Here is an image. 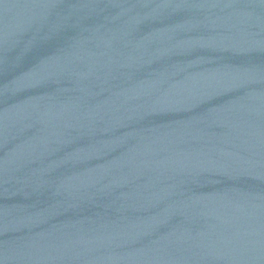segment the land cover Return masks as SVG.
I'll return each instance as SVG.
<instances>
[{"label":"water","instance_id":"obj_1","mask_svg":"<svg viewBox=\"0 0 264 264\" xmlns=\"http://www.w3.org/2000/svg\"><path fill=\"white\" fill-rule=\"evenodd\" d=\"M0 264H264V0H0Z\"/></svg>","mask_w":264,"mask_h":264}]
</instances>
